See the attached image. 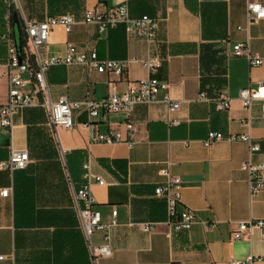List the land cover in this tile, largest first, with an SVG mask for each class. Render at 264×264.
Returning a JSON list of instances; mask_svg holds the SVG:
<instances>
[{"label": "crops", "instance_id": "crops-1", "mask_svg": "<svg viewBox=\"0 0 264 264\" xmlns=\"http://www.w3.org/2000/svg\"><path fill=\"white\" fill-rule=\"evenodd\" d=\"M117 0H17L23 16L43 21L64 13L73 23L69 31L54 26L44 43L35 47L43 59L62 55L67 44L79 51L94 49L96 58L127 61L120 75L97 73L92 67L52 65L45 71L51 101L59 96L77 101L99 99L110 90L120 93L128 83L151 75L138 60L156 54L161 65L152 75L165 81L166 92L178 100L172 112L158 99L137 104L129 114L134 124L131 144L89 143L84 111L72 110L70 128L56 127L65 149L64 165L44 109L31 105L12 116L10 130L0 129V161L9 149L25 150L24 168H0V264H91L73 208L72 192L84 184L82 164L104 184L91 183L92 209L108 229L111 253L96 264H234L251 257L264 264V236L233 239L235 221L264 218V188L249 196L246 173L239 166L248 158L242 141L220 139L208 146L201 140L207 131L223 136L243 133L258 144L252 163L264 164V115L254 101L248 124L237 91L264 80V64L250 66L244 57L231 54L235 43L247 42L255 56H264V18L246 21V0H128L129 17L146 14L157 20L154 40L129 36L122 24L99 32L82 21L85 10L102 12ZM264 5V0H257ZM10 22L9 8L0 0V34ZM18 38V31L12 34ZM35 57V55H33ZM136 61H129L130 59ZM6 51L0 39V104L6 97ZM206 100H199L198 93ZM227 98L218 110L214 98ZM168 119L178 120L167 125ZM123 117L109 114L92 123L98 132H125ZM166 168L180 178V203L201 221L188 230L173 231L164 223L165 205L152 196ZM113 215V216H112ZM141 223L153 225L149 232ZM92 244L101 233L90 236Z\"/></svg>", "mask_w": 264, "mask_h": 264}, {"label": "built area", "instance_id": "built-area-1", "mask_svg": "<svg viewBox=\"0 0 264 264\" xmlns=\"http://www.w3.org/2000/svg\"><path fill=\"white\" fill-rule=\"evenodd\" d=\"M9 11H13L17 17L18 27L22 32V40L19 43L12 35L10 22L0 34L6 51L5 71L3 75L6 80L5 101L0 104V129L10 130L12 116L22 107L39 105L46 114L49 126L57 145L58 156L64 165L65 149L60 145L56 127L70 128L72 125V110H82L86 113L88 120L83 124L88 130L89 143L115 144L134 142V124L129 120V114L133 107L141 103H149L155 100H162L167 104L169 112L178 107V100L171 99L167 92V85L164 80L152 75L161 65L158 55H148L138 62L144 66L151 75L144 79H138L128 83L124 90L116 93L110 90L105 96L94 99L84 96L80 100L71 101L65 96H59L51 101L48 95V87L45 79V71L52 65H80L92 67L97 73H114L120 75L126 67L127 61L96 58L94 49L79 51L73 45L67 44L62 55L49 56L39 59L36 56L35 47L46 41L49 31L54 26H60L64 32L69 31L73 23L70 14L64 13L55 17H48L43 21L26 19L17 3V0H2ZM264 18V5L257 0H246V21L254 22ZM84 23H92L97 26L99 32L106 28H112L122 24L127 35L142 38L146 43L154 40L157 20L146 14L139 17H129L128 0H117L113 5L108 6L104 11L85 10L82 13ZM231 54L242 56L250 66L264 64V56L258 57L250 53L247 42L235 43L231 46ZM35 55V57H33ZM129 61H136L130 59ZM237 98L241 107L247 115L241 119L242 123L248 124L250 104L254 101L259 103L260 113L264 115V80L258 81L254 87L245 86L237 91ZM199 100H206L204 93H198ZM227 98H214V106L218 110H225L228 107ZM119 113L122 115L125 129L122 135L116 129H109L106 132H98L92 120H107L109 114ZM178 120L168 119L167 125H177ZM226 139L228 141H242L247 145L248 158L242 162L239 168L246 173L247 190L249 196L258 193L264 188V164L252 163L250 155L258 151V144L251 140L247 134L237 133L223 136L217 131H207L206 136L201 140L203 146L212 142ZM28 161L25 150L9 149L8 158L0 161V168L22 169ZM82 184L72 192L73 208L77 217L78 227L83 236L85 246L90 256L91 264H96L97 257L109 256L111 253L109 244L108 229L114 224V218L108 223L100 222V215L97 210L92 209L93 198L90 194L91 183L103 185V179L91 174L88 164H82ZM159 174L164 180L153 187L152 196L162 199L165 205L164 223L173 231L188 230L194 223H200L204 228L213 227L215 221L206 222L199 220L193 211L186 207L177 209L180 203V178L170 174L166 168H161ZM7 189H2L0 195L5 196ZM113 216V215H112ZM141 230L149 232L153 225L141 223ZM257 231L264 236V218H249L235 221V229L232 232L233 239L249 238ZM94 232L101 233V241L92 244L90 236ZM1 258V256H0ZM234 264H251V257L245 260L234 261Z\"/></svg>", "mask_w": 264, "mask_h": 264}, {"label": "trees", "instance_id": "trees-1", "mask_svg": "<svg viewBox=\"0 0 264 264\" xmlns=\"http://www.w3.org/2000/svg\"><path fill=\"white\" fill-rule=\"evenodd\" d=\"M13 18H15L17 20V17L15 16L14 12L10 10L9 11V19H10V25H11L12 34L14 33V30L12 28V20H13ZM17 24H18V22H17ZM21 40H22V32H21V30L18 27V38H17V41L20 43Z\"/></svg>", "mask_w": 264, "mask_h": 264}, {"label": "water", "instance_id": "water-1", "mask_svg": "<svg viewBox=\"0 0 264 264\" xmlns=\"http://www.w3.org/2000/svg\"><path fill=\"white\" fill-rule=\"evenodd\" d=\"M12 28L15 32L18 31V24H17V20L15 18H13L12 20ZM17 41V39H15Z\"/></svg>", "mask_w": 264, "mask_h": 264}]
</instances>
